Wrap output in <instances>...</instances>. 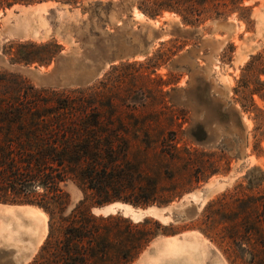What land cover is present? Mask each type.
<instances>
[{
    "label": "rangeland",
    "instance_id": "obj_1",
    "mask_svg": "<svg viewBox=\"0 0 264 264\" xmlns=\"http://www.w3.org/2000/svg\"><path fill=\"white\" fill-rule=\"evenodd\" d=\"M154 1L0 5V145L12 152L0 176L35 155L33 138L74 151L62 191L0 180L12 207L0 206V264H30L48 233L63 243L80 226L93 264H264V224L245 202L264 195V0H181L151 16ZM115 204L132 212L106 211ZM17 206L43 214L23 220ZM41 217L46 235L22 263Z\"/></svg>",
    "mask_w": 264,
    "mask_h": 264
},
{
    "label": "trees",
    "instance_id": "obj_2",
    "mask_svg": "<svg viewBox=\"0 0 264 264\" xmlns=\"http://www.w3.org/2000/svg\"><path fill=\"white\" fill-rule=\"evenodd\" d=\"M41 2L46 0H0V5L4 4L6 6H11L18 3H26L30 4L33 2ZM63 1L68 4H75L78 0H58ZM160 1V2H156ZM154 2H151V6L149 8V11H151V16H155L157 11H159L161 8L164 9H170L172 10L174 7H180L182 2L181 0H165L169 1V4H165L164 0H156ZM203 0H189L188 3H192L195 5L196 3H199ZM214 1H223V0H211V2ZM230 4H235L236 0H229ZM254 62L260 63L261 67H264V62H262V57L257 56L254 59ZM261 75H264V72H260ZM257 85L264 86V82L257 81ZM14 118H19V116H16ZM12 118L1 115V120L3 123H11ZM1 122V121H0ZM95 122V121H94ZM58 125V124H56ZM91 127H96L95 125H91ZM53 136L45 137L42 135L40 138H33L34 139V145L35 146V155L31 156V158L24 162H13L8 163L7 169L11 173L10 177L5 178L4 176H0V180L3 183H11L13 180L18 185H40L45 186L47 188V185L53 184L57 190L62 191L63 184H65L66 180L71 181V179H68L65 175V159L72 156L74 154V151L70 144L64 140L59 139V137H56L52 140ZM63 138V137H62ZM82 145V144H81ZM80 145V147H81ZM73 146H77V144H74ZM24 146H20L19 150H23ZM83 149V148H81ZM8 152V154H12L9 148L4 147L0 145V153ZM23 155L27 156L26 151H21ZM81 152V150H80ZM20 155V154H19ZM31 155V154H29ZM29 157V156H27ZM2 166V165H1ZM22 169V171H25L24 174H19V171ZM44 171H49L50 174H44ZM71 174V172H69ZM66 177V178H65ZM25 183V184H24ZM3 203H7L8 201H1ZM245 202L253 203L256 206V214H257V221L262 222L264 224V195L260 196V198H254L249 197L245 200ZM244 202V203H245ZM258 203L259 205H257ZM249 205V204H248ZM67 207V206H66ZM250 207V206H249ZM67 208H65L63 214H65ZM74 210V209H73ZM72 210V211H73ZM252 210V209H250ZM69 212L68 215H64V218H68L69 216H72L73 213ZM255 217V218H256ZM256 221V223H257ZM258 229L261 228V226L256 227ZM83 231V232H82ZM247 231V230H246ZM259 231V230H258ZM50 232V231H49ZM247 233H249L247 231ZM86 231L83 229L82 226L77 228H68L65 237L63 240V243L58 242L51 244L50 235L48 233V236L45 239L44 244L40 247V251H38V254L33 259V261L30 264H93L90 262V259L94 256V248L88 246L85 247V243H83V239H85ZM89 234V233H88ZM88 236V235H87ZM50 240V241H49ZM261 247L262 252L264 254V238L261 240ZM86 245H88V242H86ZM264 256V255H263ZM126 259V258H123ZM128 263L129 260H123V263Z\"/></svg>",
    "mask_w": 264,
    "mask_h": 264
},
{
    "label": "bare ground",
    "instance_id": "obj_3",
    "mask_svg": "<svg viewBox=\"0 0 264 264\" xmlns=\"http://www.w3.org/2000/svg\"><path fill=\"white\" fill-rule=\"evenodd\" d=\"M0 206H3V207H8V206H6V205H2V204H0ZM23 207H24V209H23ZM109 207V206H108ZM107 207V208H108ZM115 207H120V208H122V209H124L125 210V212L127 213L130 209H132V208H130L129 209V207H127V206H125V205H121V204H115V205H111L109 208H108V210H106V211H111L112 209L114 210V208ZM8 208H12V207H8ZM17 208H19V209H17V210H20V212L22 211L23 213H21V214H24V215H26V216H35V215H42L41 214V211L39 210V209H37V208H32V207H29V206H22V207H18L17 206ZM21 208V209H20ZM8 210V209H7ZM16 210V212H15V209H11L10 211L12 212V213H14V214H12L13 216H18V215H16L17 214V211ZM104 211V210H103ZM131 211V210H130ZM9 212V211H8ZM7 212V213H8ZM132 212V211H131ZM134 212V211H133ZM149 212H152V213H155L156 211L153 209V210H149ZM139 213V212H138ZM136 214V213H135ZM141 213H139V215H140ZM138 215V214H137ZM20 216V215H19ZM33 220V219H32ZM35 221V220H34ZM37 222V221H36ZM18 227H19V229H21L22 230V228H24V222H22V221H19L18 220ZM4 228H5V226H3ZM44 232V231H43ZM23 233V232H22ZM6 234L8 235V237L10 236V234H11V231L10 230H7V232H6ZM23 235H25V234H23ZM26 236V235H25ZM24 236V237H25ZM10 238V237H9ZM26 238H28V237H26ZM42 237L40 236V237H36V238H34V240H32V242H31V240H30V242H31V245L28 247V245H27V247H26V249H24V252H23V256H22V263L23 262H25L26 260H28L31 256H32V254L35 252L34 251V248H35V246H36V243L37 242H39L40 241V239H41ZM24 239V238H23ZM17 240V239H16ZM14 242V241H13ZM12 243V242H11ZM25 243H26V241H25ZM27 243H28V241H27ZM11 246V245H10ZM15 246H16V244H15ZM17 247H19V246H17ZM16 248V247H15ZM167 251L170 253V252H172V251H175V249H173L170 245H168L167 247ZM14 249V248H13ZM17 251V250H16ZM177 253V252H176ZM183 253V252H182ZM186 253V252H185ZM14 258H16V256H14ZM19 258V257H18ZM20 259V258H19ZM15 260V259H14ZM13 262V261H12ZM16 262V261H15Z\"/></svg>",
    "mask_w": 264,
    "mask_h": 264
},
{
    "label": "crops",
    "instance_id": "obj_4",
    "mask_svg": "<svg viewBox=\"0 0 264 264\" xmlns=\"http://www.w3.org/2000/svg\"><path fill=\"white\" fill-rule=\"evenodd\" d=\"M17 209H19V208H17ZM17 209H15V212H16V210ZM21 209V208H20ZM23 209H24V207H23ZM18 212H17V214L16 215H18V217H20L21 219H23V220H26V218L24 217L25 215L24 214H21V213H23L22 211L20 212V210H17ZM20 215V216H19ZM39 221L41 222V225H42V227L44 228V232H42L43 234H42V238L40 239V241L39 242H37L36 243V246H35V248H34V251H36L37 250V248L41 245V243H42V241H43V239H44V237H45V235H46V230H47V227H46V220L44 219V218H39Z\"/></svg>",
    "mask_w": 264,
    "mask_h": 264
}]
</instances>
